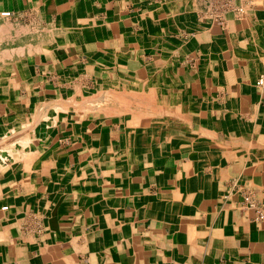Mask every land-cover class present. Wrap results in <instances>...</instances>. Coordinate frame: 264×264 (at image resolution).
I'll return each instance as SVG.
<instances>
[{
    "label": "crops",
    "instance_id": "obj_1",
    "mask_svg": "<svg viewBox=\"0 0 264 264\" xmlns=\"http://www.w3.org/2000/svg\"><path fill=\"white\" fill-rule=\"evenodd\" d=\"M249 1L220 22L213 4L197 18L204 0H0V149L24 161L0 165V264H264V0ZM80 78L148 79L136 93L164 100L149 119L73 106L42 130L55 109L36 100Z\"/></svg>",
    "mask_w": 264,
    "mask_h": 264
},
{
    "label": "rangeland",
    "instance_id": "obj_2",
    "mask_svg": "<svg viewBox=\"0 0 264 264\" xmlns=\"http://www.w3.org/2000/svg\"><path fill=\"white\" fill-rule=\"evenodd\" d=\"M212 4V0H204V4L203 7H201L199 9V11L197 12V18H202L205 15H208V13L210 12V5ZM196 9V10H198ZM146 80H142V81H138V85H131V87H137V89H130V92L132 90L133 93H123L122 94V98L118 97L117 95L121 96V94H117L115 95V90L113 89V93L108 94L107 92H98L101 91V86L99 84H97V80H92L90 79L89 81L86 78H80L78 80H76V82L74 83L75 85H78V89L75 90V94L72 96V99L69 98V104L73 105L74 108H82L83 111H79L80 113H87V108H93L94 105V112H98L97 110H101L103 108L106 109L109 108V111L106 109V112L109 113H116L119 115H123L124 113H127L126 109L129 110L131 108V106H135V104H139L141 106V109L143 111V115L142 117L144 119H149L150 113L149 111H146V109L148 108L147 106L150 105L151 103V99L157 98L158 96H152V95H146V94H137L136 90L140 91V92H147L146 89L149 88L148 83H150L151 81H147ZM88 81V85L87 84ZM52 82H54L55 84L58 82L57 79H52ZM120 82L122 84L127 83L128 82V78H124L122 80H120ZM62 83V82H61ZM93 84H95V93H94V88H92L91 86H93ZM151 85V84H149ZM159 86L160 88L162 87L160 82H153L152 86ZM89 87L88 89L86 87ZM85 87V88H84ZM93 90V91H91ZM89 92V93H87ZM135 94V95H134ZM132 96V97H131ZM49 97V96H48ZM66 97V96H64ZM106 97V98H105ZM50 98L59 100V98H61V96L57 95H51ZM104 98V99H102ZM160 102L164 100V98H162V96L158 97ZM121 99V100H120ZM125 99V100H124ZM41 101V100H40ZM39 99L37 103H40ZM43 102V101H42ZM91 103V104H89ZM110 103V105H109ZM89 104V105H88ZM39 107H44L43 104H38ZM79 105V106H78ZM91 105V106H90ZM120 105V107H119ZM82 106V107H81ZM40 107V108H41ZM111 108V110H110ZM62 111V110H61ZM71 110H68V112L70 113ZM92 111V109L90 110ZM39 113V111L37 112ZM42 113H45L44 110H42ZM48 114V118H42V120H45L47 122H55V124L57 123V117H56V110H51V111H47ZM56 117V118H55ZM55 127V125H54ZM54 127L52 129H54Z\"/></svg>",
    "mask_w": 264,
    "mask_h": 264
},
{
    "label": "bare ground",
    "instance_id": "obj_3",
    "mask_svg": "<svg viewBox=\"0 0 264 264\" xmlns=\"http://www.w3.org/2000/svg\"><path fill=\"white\" fill-rule=\"evenodd\" d=\"M250 2V1H249ZM259 2V1H258ZM245 9V8H244ZM236 16H238V15H236ZM4 32V31H3ZM36 35H38L37 33H35L34 31L33 32H30V34H29V36H24L23 34H21V36L20 37H17L16 36V40H19V39H22L23 38V36L25 37V38H27V39H29L31 42L33 41V39H35L36 38ZM49 35H50V32L49 31H47V37H49ZM5 42H6V39L3 37L2 38V36H1V32H0V73L2 74V70L4 69V67L3 66H5L4 64H3V59H5V55H7V47H6V44H5ZM3 45H5L4 47H3ZM13 63V62H12ZM11 66V65H10ZM12 67V66H11ZM6 70V69H5ZM5 74V73H4ZM5 76V75H4ZM0 77H1V75H0ZM5 79V78H4ZM258 81V80H257ZM256 81V82H257ZM7 82H8V80H5L4 81V84H5V86H7ZM62 82V85L63 86H67L68 87V85H65V84H63L64 82L66 83V80L64 81H61ZM68 82H71V81H68ZM67 82V83H68ZM117 83V82H116ZM128 84V83H127ZM125 85V84H124ZM135 85V84H134ZM9 86H10V84H9ZM75 86V85H74ZM66 87V88H67ZM78 87V86H77ZM13 89V88H12ZM70 89H67V90H65V88H62V90H61V101H55V100H44L43 98L42 99H40L39 98V101H40V103H37L38 102V100H36V102L34 103V104H36L35 106H37L38 108H40L39 107V105L38 104H43V106L44 107H42V108H45V106H53V109H57L56 111H58V110H62L63 112H68V110L70 109V108H73V105L71 104H69V98L70 99H72V96L73 95H70V94H66V92H68ZM75 90V89H74ZM115 95H116V93L117 94H120L119 92H123V93H128V91H122V90H120L119 91V88L118 87H116L115 89ZM70 92V91H69ZM99 92H107L108 94H111V93H113V88L112 89H106L105 88V90H104V86H103V88H102V90L101 91H99ZM130 92V91H129ZM130 93H133V92H130ZM129 94V93H128ZM135 95V94H134ZM64 96H66V97H64ZM118 97H120V98H122V95L121 96H119V95H117ZM2 97V96H1ZM132 97V96H131ZM106 98V97H105ZM102 99H104V98H102ZM123 99V98H122ZM121 100V99H120ZM125 100V99H124ZM43 101V102H42ZM21 102H23V103H31L30 101H28V99L26 100V101H21ZM67 102V103H66ZM66 103V104H65ZM89 104H91V103H89ZM88 104V105H89ZM109 105H110V103H109ZM79 106V105H78ZM91 106V105H90ZM111 106V105H110ZM82 107V106H81ZM93 108H94V105H93ZM93 108H89V109H93ZM107 108V107H106ZM88 109V108H87ZM86 109V110H87ZM54 110V111H55ZM94 110V109H93ZM105 110V109H104ZM34 111V110H33ZM45 111V113H42V111H39V113H38V115L39 114H45L42 118L44 119H46V118H48V113H47V111L48 110H44ZM50 111V110H49ZM61 111V112H62ZM74 111H75V109H74ZM83 111V110H82ZM89 111V110H88ZM22 113H26V112H19V119H18V122L17 123H19V120H22ZM74 113V112H73ZM97 113V112H96ZM131 113V112H130ZM22 114V115H21ZM29 114V113H28ZM37 114V113H36ZM67 114V113H66ZM105 114V113H104ZM75 115V114H74ZM16 116V115H15ZM33 116V115H32ZM97 117V116H96ZM110 117V116H109ZM135 117V116H134ZM41 118V117H40ZM42 118H41V120H40V122H39V124L41 125V128H42V130H46V131H50V130H52V128L54 127V125H55V122L53 123V122H47V121H45V120H42ZM56 118V117H55ZM85 118V117H84ZM32 119V118H31ZM37 119V118H36ZM30 120V119H29ZM32 121V120H31ZM30 121V122H31ZM30 122H29V124H30ZM35 122V121H34ZM21 124V123H20ZM19 124V125H20ZM25 124V123H24ZM21 125H23V124H21ZM26 126H27V124H26ZM31 126H32V124H31ZM29 127H30V125H29ZM21 131V130H20ZM23 131H24V129H23ZM27 131V130H26ZM28 132V131H27ZM20 133V132H19ZM15 136V135H14ZM24 138V137H23ZM28 139V138H27ZM20 141V140H19ZM15 142H17V141H15ZM29 142V141H28ZM23 143V145L26 143H24V141L22 142ZM2 144V143H1ZM14 144V143H13ZM32 144V143H31ZM10 145V144H9ZM22 145V146H23ZM26 146V145H25ZM110 147V146H109ZM22 148V147H21ZM91 150V149H90ZM111 150V149H110ZM113 151V150H112ZM10 152V151H9ZM23 153V152H22ZM24 156V155H23ZM21 158V155L20 154H18L17 152H15V153H8V151L6 150V149H0V165H1V167L2 168H6V167H8V166H19V167H21L22 165H23V163H24V161H23V159H20ZM29 161V160H28ZM95 161H97V160H95ZM14 164V165H13ZM30 165V164H29ZM88 165V164H87ZM26 167H27V165H26ZM22 169V168H21ZM5 170V169H4ZM23 171V170H22ZM26 179V178H25ZM21 182H22V180H21ZM24 182V181H23ZM6 182H5V180H3L2 179V177L0 176V193H2V191L4 190V188L6 187L5 185H3V184H5ZM16 185V184H15ZM14 186V185H13ZM2 197V196H1ZM10 205L8 204V202L6 201V199H4V200H2V199H0V209L4 212V213H7V212H9V211H11L13 208L12 207H9ZM20 228V227H19ZM10 239V238H9ZM37 240L39 241H44L45 239H32V242H37ZM7 241V239L6 238H3V236L2 235H0V243H3V242H6ZM9 242V241H8ZM43 243V242H42ZM94 243V242H93ZM23 251V250H22ZM107 252V251H106ZM2 259V258H1ZM16 263V262H15ZM111 264V263H110Z\"/></svg>",
    "mask_w": 264,
    "mask_h": 264
},
{
    "label": "built area",
    "instance_id": "obj_4",
    "mask_svg": "<svg viewBox=\"0 0 264 264\" xmlns=\"http://www.w3.org/2000/svg\"><path fill=\"white\" fill-rule=\"evenodd\" d=\"M245 2H249V0H212V6H216L218 8H223L225 10H214L215 13H217V17L220 22H223V14H221L222 11H231L238 15L237 17H243L244 14H246V10H239L238 5H241ZM238 7V8H237ZM233 9V10H228ZM256 86L259 88L264 87V77H261L257 82Z\"/></svg>",
    "mask_w": 264,
    "mask_h": 264
}]
</instances>
